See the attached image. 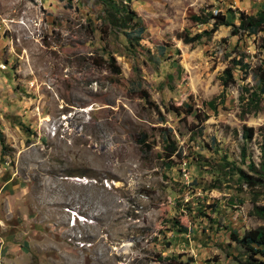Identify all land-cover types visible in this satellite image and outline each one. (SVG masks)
I'll list each match as a JSON object with an SVG mask.
<instances>
[{
  "label": "rangeland",
  "instance_id": "374dc122",
  "mask_svg": "<svg viewBox=\"0 0 264 264\" xmlns=\"http://www.w3.org/2000/svg\"><path fill=\"white\" fill-rule=\"evenodd\" d=\"M113 1L136 15L126 28L98 0H0V264H258L231 234L264 228V185L233 165L259 168L264 98L243 116L252 74L221 79L236 55H264L259 36L203 33L264 0Z\"/></svg>",
  "mask_w": 264,
  "mask_h": 264
},
{
  "label": "trees",
  "instance_id": "16d2710c",
  "mask_svg": "<svg viewBox=\"0 0 264 264\" xmlns=\"http://www.w3.org/2000/svg\"><path fill=\"white\" fill-rule=\"evenodd\" d=\"M103 6V13L105 15L106 22L111 25V27L115 29H123L126 28L129 22L135 19L136 15L133 11H130L128 7L125 5L123 7H118L116 2L113 0H98ZM130 3L132 0H125ZM229 19L238 21V24L235 25L233 23H229L224 17H216V22L214 23V27L210 32H204L203 34L207 36H211V34L219 27L226 26L230 27V36L232 37H246V38H257L259 36V45L257 46L258 51L264 55V8L258 10L255 14H245L244 12L238 13L236 17L234 14H229ZM193 20L199 23H205L207 20L200 19L199 17H193ZM122 23V24H121ZM143 29L138 28L133 33L139 38V35L142 33ZM125 34V38L127 37L130 41V35ZM203 37L202 34H198L195 36H190L187 33H181L178 35V39L181 40L185 45H194L200 42V39ZM126 38V40H128ZM138 42V39H136ZM108 65L110 70L114 73H118V69L115 67V59L109 55ZM239 71L242 73L241 80H245L249 74H252L253 79L255 80V87L247 88V86H239L240 95L238 96V100L241 107V114L243 116L247 115H257L261 111V104L264 98V56L263 59L260 60L258 65L252 66L250 62H245L244 55H236L231 61L230 66H228L223 71L222 76V86L224 89H227L230 85L236 84V77L234 76V72ZM148 98L145 96L144 99ZM211 111L216 112L217 106L215 100H211L207 103H204ZM220 104H223V99L220 101ZM184 109L187 110V114H192L193 109L189 105H185ZM207 116L203 119H198L199 123L205 121ZM254 136V129L251 127H243L242 128V139L244 144L247 145ZM242 147L241 158L242 161L246 159V148ZM174 153V150L171 151V154ZM261 162L259 168H256L252 162L249 163L248 169L252 174L246 173L242 169L235 167L236 175L238 177V181L241 184L246 185L250 188L259 187V185H264V138L262 142L261 148ZM170 157V155H169ZM253 215L264 221V207H259L254 205L253 207ZM176 232L181 234H186L188 232L187 228L180 227L176 230ZM232 241L237 243L240 247L247 250L251 256H261L264 258V228H258L247 231L242 237H238L237 233L232 232L231 234ZM258 264H264L263 261H259Z\"/></svg>",
  "mask_w": 264,
  "mask_h": 264
},
{
  "label": "built area",
  "instance_id": "2783aa9c",
  "mask_svg": "<svg viewBox=\"0 0 264 264\" xmlns=\"http://www.w3.org/2000/svg\"><path fill=\"white\" fill-rule=\"evenodd\" d=\"M3 68H5V67H3Z\"/></svg>",
  "mask_w": 264,
  "mask_h": 264
}]
</instances>
